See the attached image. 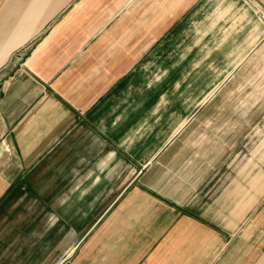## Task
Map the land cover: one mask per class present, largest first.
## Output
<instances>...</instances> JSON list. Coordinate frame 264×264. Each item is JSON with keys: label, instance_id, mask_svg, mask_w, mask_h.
<instances>
[{"label": "crops", "instance_id": "obj_1", "mask_svg": "<svg viewBox=\"0 0 264 264\" xmlns=\"http://www.w3.org/2000/svg\"><path fill=\"white\" fill-rule=\"evenodd\" d=\"M0 264H264L252 3L0 0Z\"/></svg>", "mask_w": 264, "mask_h": 264}, {"label": "built area", "instance_id": "obj_2", "mask_svg": "<svg viewBox=\"0 0 264 264\" xmlns=\"http://www.w3.org/2000/svg\"><path fill=\"white\" fill-rule=\"evenodd\" d=\"M251 3L253 4L255 11L258 13L260 19L264 21V5H262L259 0H251Z\"/></svg>", "mask_w": 264, "mask_h": 264}, {"label": "rangeland", "instance_id": "obj_3", "mask_svg": "<svg viewBox=\"0 0 264 264\" xmlns=\"http://www.w3.org/2000/svg\"><path fill=\"white\" fill-rule=\"evenodd\" d=\"M243 1H245L246 3H251V0H243Z\"/></svg>", "mask_w": 264, "mask_h": 264}]
</instances>
